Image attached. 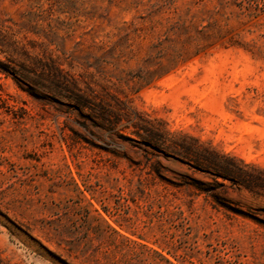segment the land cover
<instances>
[{
    "label": "rangeland",
    "instance_id": "rangeland-1",
    "mask_svg": "<svg viewBox=\"0 0 264 264\" xmlns=\"http://www.w3.org/2000/svg\"><path fill=\"white\" fill-rule=\"evenodd\" d=\"M159 1L0 0L4 264H264V195L201 161L264 182V0ZM186 13L211 36L147 79Z\"/></svg>",
    "mask_w": 264,
    "mask_h": 264
},
{
    "label": "trees",
    "instance_id": "trees-1",
    "mask_svg": "<svg viewBox=\"0 0 264 264\" xmlns=\"http://www.w3.org/2000/svg\"><path fill=\"white\" fill-rule=\"evenodd\" d=\"M238 0H234L237 2ZM248 4V9L252 7L253 0H245ZM241 2V1H240ZM242 3V2H241ZM237 4L238 7H242V5ZM139 5V3H137ZM165 0H160L156 4H153L147 13V19L153 18V16L158 13L163 6H165ZM255 9H259L258 5H255ZM195 16L186 13L184 17L177 16L176 19L167 20L168 26L165 30L159 31L157 36L152 38L149 47V56L153 54L155 57L161 59L164 57H168L165 63L159 61L156 64V68L153 71H146L145 76L147 79H153L155 77H160L169 69L171 66L176 63L178 60H181L184 56H186L191 48H195L196 50L201 45L203 40H206L211 36L210 28L214 25L213 23L207 22L205 26L197 25L194 21ZM149 30L155 32L158 29L160 23L157 21L151 24L150 20ZM141 33L143 30H140ZM145 35L142 34V38L145 39ZM180 46V47H179ZM179 47V48H178ZM103 117V114H101ZM186 155L189 154L187 150H184ZM204 165L211 169L212 171H218L219 174H213L214 178H221L223 180H236L241 186H243L246 190L256 194L264 195V182L260 180L258 177H250L248 178L246 174L241 170V168L228 169L223 166H220L218 162H216L215 158H204ZM252 170L258 173H264V170L251 166ZM0 264H4L0 260Z\"/></svg>",
    "mask_w": 264,
    "mask_h": 264
}]
</instances>
